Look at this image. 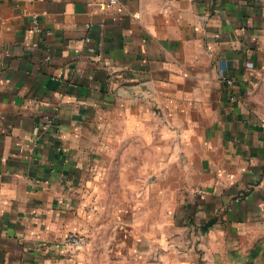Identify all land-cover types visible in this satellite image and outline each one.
<instances>
[{"label": "crops", "instance_id": "obj_1", "mask_svg": "<svg viewBox=\"0 0 264 264\" xmlns=\"http://www.w3.org/2000/svg\"><path fill=\"white\" fill-rule=\"evenodd\" d=\"M259 220L264 0H0V264H219Z\"/></svg>", "mask_w": 264, "mask_h": 264}, {"label": "rangeland", "instance_id": "obj_2", "mask_svg": "<svg viewBox=\"0 0 264 264\" xmlns=\"http://www.w3.org/2000/svg\"><path fill=\"white\" fill-rule=\"evenodd\" d=\"M226 257L227 261L219 264H264V221H253L244 227L240 245L229 250Z\"/></svg>", "mask_w": 264, "mask_h": 264}, {"label": "built area", "instance_id": "obj_3", "mask_svg": "<svg viewBox=\"0 0 264 264\" xmlns=\"http://www.w3.org/2000/svg\"><path fill=\"white\" fill-rule=\"evenodd\" d=\"M116 2V0H112ZM64 242L71 245L74 248H83L87 245V240L84 236L80 235L78 232H71L65 236Z\"/></svg>", "mask_w": 264, "mask_h": 264}]
</instances>
